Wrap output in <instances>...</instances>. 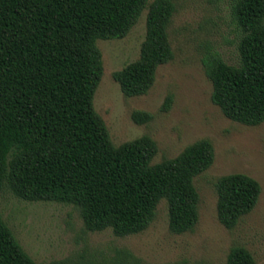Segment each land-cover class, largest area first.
Wrapping results in <instances>:
<instances>
[{
    "label": "trees",
    "instance_id": "1",
    "mask_svg": "<svg viewBox=\"0 0 264 264\" xmlns=\"http://www.w3.org/2000/svg\"><path fill=\"white\" fill-rule=\"evenodd\" d=\"M145 8L138 58L111 75L126 98L145 95L156 69L173 58L166 33L171 0H0V192L72 205L86 231L110 230L119 238L143 232L163 200L169 232L192 231L199 202L193 180L212 164L210 141L151 164L155 142L141 136L112 145L92 104L102 74L96 42L123 38ZM231 16L240 32L237 65L215 53L201 64L211 103L228 120L257 126L264 122V0H235ZM170 103L167 95L160 111ZM130 118L141 125L152 115L133 111ZM214 188L216 218L227 230L260 194L258 183L241 173L218 178ZM0 264H35L1 217ZM224 264L255 262L234 246Z\"/></svg>",
    "mask_w": 264,
    "mask_h": 264
},
{
    "label": "rangeland",
    "instance_id": "2",
    "mask_svg": "<svg viewBox=\"0 0 264 264\" xmlns=\"http://www.w3.org/2000/svg\"><path fill=\"white\" fill-rule=\"evenodd\" d=\"M234 1L171 0L174 12L166 33L173 58L156 69L151 88L139 97H124L111 75L138 58L147 9L123 38L96 42L102 74L92 104L112 145L148 136L156 144L151 161L156 164L198 140L210 141L212 164L193 180L199 202L192 231L169 232L163 200L143 232L119 238L110 230L86 231L72 205L26 202L2 189L0 217L35 264H224L234 246L246 249L255 264H264V122L245 126L225 118L210 101L211 84L201 64L204 56L215 53L227 65H237L240 32L231 16ZM167 95L169 109L161 112ZM133 111L152 119L135 124ZM234 173L254 179L260 194L251 212L227 230L216 218L214 184Z\"/></svg>",
    "mask_w": 264,
    "mask_h": 264
}]
</instances>
